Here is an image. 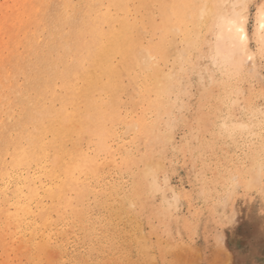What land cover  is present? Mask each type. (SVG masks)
<instances>
[{
    "label": "bare ground",
    "instance_id": "obj_1",
    "mask_svg": "<svg viewBox=\"0 0 264 264\" xmlns=\"http://www.w3.org/2000/svg\"><path fill=\"white\" fill-rule=\"evenodd\" d=\"M246 2L0 0V264H74L106 165L129 176L133 205L158 189L160 158L145 161L172 140L185 55L207 34L217 58L251 55ZM254 167L262 178L264 159Z\"/></svg>",
    "mask_w": 264,
    "mask_h": 264
},
{
    "label": "rangeland",
    "instance_id": "obj_2",
    "mask_svg": "<svg viewBox=\"0 0 264 264\" xmlns=\"http://www.w3.org/2000/svg\"><path fill=\"white\" fill-rule=\"evenodd\" d=\"M245 4L252 59L239 56L238 67L214 56L215 34L206 35L210 48L184 54L187 89L169 116L172 140L158 145L162 157L156 151L145 161L160 158L150 167L158 189L133 205L129 176L106 165L103 203L90 196L88 247L68 253L74 264H264V170L261 178L254 167L264 159V0Z\"/></svg>",
    "mask_w": 264,
    "mask_h": 264
},
{
    "label": "snow or ice",
    "instance_id": "obj_3",
    "mask_svg": "<svg viewBox=\"0 0 264 264\" xmlns=\"http://www.w3.org/2000/svg\"><path fill=\"white\" fill-rule=\"evenodd\" d=\"M262 20H264V9L261 10ZM261 29H264V22L260 24ZM262 53H264V49H262ZM245 55H248L247 51L244 53ZM249 59H252V56H248Z\"/></svg>",
    "mask_w": 264,
    "mask_h": 264
}]
</instances>
